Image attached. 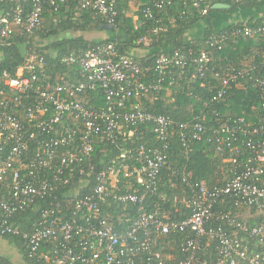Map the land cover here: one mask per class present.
<instances>
[{
  "label": "built area",
  "instance_id": "2783aa9c",
  "mask_svg": "<svg viewBox=\"0 0 264 264\" xmlns=\"http://www.w3.org/2000/svg\"><path fill=\"white\" fill-rule=\"evenodd\" d=\"M5 1L0 0L1 43L13 35L14 25L33 35L43 24L46 6L58 10L78 3L116 26L119 0H9V7L2 5ZM175 1L152 0L141 15L162 22L159 14ZM189 1L199 15L207 14L210 0ZM229 24L204 37L201 46L162 52L147 66L113 41L62 55L59 62L74 66L78 81L61 76L57 83L54 65L35 50L15 73L4 70L0 235H21L27 256L43 264H264V218L252 223L236 212L264 213V73L255 64L230 65L225 73L211 70L218 79L212 106L233 87L252 83L259 104L251 118L223 116L211 106L210 113L179 120L145 110L141 102L165 82L173 85L185 77L191 66V78H204L210 71L209 50L221 49L230 38L264 36V25ZM164 27L158 24L153 32ZM85 91L100 92L102 103L90 106L88 99H78ZM144 123L153 125L160 145L140 144L111 159L95 154L98 143L132 138ZM172 135L187 156L195 142L213 145L222 162L230 164L221 182L209 185L175 166L169 158ZM164 169L181 185L159 193L161 202L147 209ZM226 201L234 209H223ZM33 207L40 209L38 219L30 230H20L15 218ZM168 243L176 250L166 249Z\"/></svg>",
  "mask_w": 264,
  "mask_h": 264
},
{
  "label": "trees",
  "instance_id": "16d2710c",
  "mask_svg": "<svg viewBox=\"0 0 264 264\" xmlns=\"http://www.w3.org/2000/svg\"><path fill=\"white\" fill-rule=\"evenodd\" d=\"M137 11L139 14L137 20L133 15L127 13L131 0H119L117 3L118 15L116 17V26L105 28L103 19L92 9L82 8L78 3L63 5L58 10L48 6L43 12V24L30 37L22 32V26L14 25L13 35L4 43L0 42V77L4 70L15 73L16 69L22 65L32 50L43 54L50 64L54 65L53 79L59 83L62 82L61 76L65 81H78L75 67L71 64H61L59 58L70 52L80 53L88 50L97 43L113 41L118 43L121 52L129 53L132 49L143 45L142 38H150L147 53L136 59L143 65L153 64L155 57L162 53H170L176 48H187L191 45L201 46L204 37L214 31L215 27H223L224 30L230 25L227 21L232 9L239 8H256L264 7V0H243L235 3L232 0H210V7L205 15H199L197 8L189 0H176L172 5L166 7L159 17L162 22L147 20L141 15L140 9L152 2V0H138ZM217 2L228 3L230 9L214 8ZM13 2L5 1L2 5L9 7ZM137 6V5H136ZM184 13L181 15V12ZM205 24L202 36L190 40L185 39L184 33L192 26L200 23ZM245 24L264 25V15H250ZM163 24L166 27L153 32L156 25ZM92 30H106L108 36L99 39H89L83 35H74L75 32H89ZM210 71L204 78H191L195 70L190 67L188 74L170 85L165 82L159 91H151L143 97L142 107L145 110L164 114L173 119L189 120L201 111H209L211 108L210 97L215 92V86L218 85V79L213 76L211 70H218L225 73L226 69L232 65L237 68L245 67L247 64H255L264 73V36H238L230 38L223 43L221 49H210ZM151 80L155 75H151ZM1 81V78H0ZM191 92V93H190ZM78 99H88L89 105H99L102 103L101 93L94 91H85L77 95ZM259 104V95L257 89L252 83L245 82L241 88L233 87L226 99L216 103L214 106L223 116L244 115L251 118L256 113V107ZM256 106V107H255ZM210 113V111H209ZM209 118L212 116L209 114ZM140 144L146 146L160 145L157 135L153 131L151 123H144L139 127V132L132 138L119 137L118 142L111 143L103 140L98 143L95 149L96 155L108 154L111 159L117 157L123 151L133 152ZM177 135H172L169 144L170 160L177 167H185L192 174L193 179H204L209 185L221 182L224 172L230 164L223 163L221 157L215 152L213 145L206 141L195 142L188 156L184 154ZM174 175L170 174L167 169L163 170L162 182L154 194L149 197L148 208H153L155 203H160L159 193H170L181 185ZM172 182L176 187L168 188ZM177 191V190H176ZM225 210L234 209L230 201L221 205ZM39 208L33 207L15 218V225L20 230H30L33 223L39 217ZM8 242L13 243L22 253L24 262L16 263L9 258L0 255L2 264H43L41 261L29 258L23 246L21 235L5 234L1 235ZM175 245V244H174ZM168 243L165 248L174 246ZM176 250V246H174Z\"/></svg>",
  "mask_w": 264,
  "mask_h": 264
},
{
  "label": "crops",
  "instance_id": "0c3cea01",
  "mask_svg": "<svg viewBox=\"0 0 264 264\" xmlns=\"http://www.w3.org/2000/svg\"><path fill=\"white\" fill-rule=\"evenodd\" d=\"M230 8H231V5L229 7H225V9H230ZM227 13L229 14V16H228L229 18L227 19L228 23H236V22L247 21L249 19L250 15H252V14H254L256 16L264 15V7L260 6V7H258V9L249 8L248 6H247V8L237 7L236 9H234V10L232 9V11L227 12ZM132 15H133L134 20H137V15H135V14H132ZM204 26H205V24L203 23L202 20H200V23L192 26L190 29H188L184 33L185 39L190 40V39L201 37L203 34L202 31H203ZM222 28L223 27H217V28L215 27L214 31H218ZM149 43H150V38L147 37L143 41V45L141 47L132 49L130 53H132L133 55H136L138 57L144 56L148 51V44ZM236 212L240 218L244 219L245 221L252 222V223L257 222V221L264 218V213H259V212L248 210L245 208L237 209ZM0 243L3 244V246H6L7 244H9L8 240L1 237V235H0ZM0 253L3 254V256L9 258L13 262H17V261H18V263L22 262V261L19 262L17 257L15 258L14 256H12V252H10V254H8V255L6 252L5 253L0 252Z\"/></svg>",
  "mask_w": 264,
  "mask_h": 264
},
{
  "label": "rangeland",
  "instance_id": "374dc122",
  "mask_svg": "<svg viewBox=\"0 0 264 264\" xmlns=\"http://www.w3.org/2000/svg\"><path fill=\"white\" fill-rule=\"evenodd\" d=\"M131 1H132V3H131V5H129V8L127 9V13L130 15L134 14L137 11V7L139 4L138 0H131ZM73 34L74 35H83L89 39H99V38H105L108 36V32L106 30H92L89 32H87V31L75 32ZM0 245H1L0 246V252H3V253L6 252L7 255L10 254V252H12V256H14L15 258L17 257L19 262L20 261L24 262L22 253L18 250V248L13 243L9 242V244H7L6 246H3V244L0 243ZM0 255H3V254L0 253Z\"/></svg>",
  "mask_w": 264,
  "mask_h": 264
},
{
  "label": "water",
  "instance_id": "95a60500",
  "mask_svg": "<svg viewBox=\"0 0 264 264\" xmlns=\"http://www.w3.org/2000/svg\"><path fill=\"white\" fill-rule=\"evenodd\" d=\"M230 5L227 3H222V2H217L213 5L214 8H225V7H229ZM105 28H110L111 25L110 24H105L104 25Z\"/></svg>",
  "mask_w": 264,
  "mask_h": 264
}]
</instances>
